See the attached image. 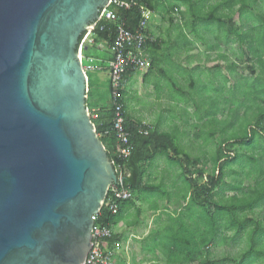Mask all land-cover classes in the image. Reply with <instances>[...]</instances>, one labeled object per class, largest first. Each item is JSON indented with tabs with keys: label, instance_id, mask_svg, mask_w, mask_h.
<instances>
[{
	"label": "water",
	"instance_id": "95a60500",
	"mask_svg": "<svg viewBox=\"0 0 264 264\" xmlns=\"http://www.w3.org/2000/svg\"><path fill=\"white\" fill-rule=\"evenodd\" d=\"M108 2L0 0V264H82L89 252L117 176L78 51Z\"/></svg>",
	"mask_w": 264,
	"mask_h": 264
},
{
	"label": "rangeland",
	"instance_id": "374dc122",
	"mask_svg": "<svg viewBox=\"0 0 264 264\" xmlns=\"http://www.w3.org/2000/svg\"><path fill=\"white\" fill-rule=\"evenodd\" d=\"M170 5L178 9L180 18L173 12L171 14L165 12ZM244 5L245 8L239 14V2L235 3L232 12L229 13V0H190V2L161 0L149 14L148 29L152 38L159 33L158 38L165 40L166 47L156 52L158 60L153 72L147 77L144 76L146 73L136 72L125 84L128 118L169 134L181 152L193 159H199L200 162L195 169L202 171L204 176L214 172L217 148L222 141L244 134L247 136L241 141V145L237 141L232 143L231 152L239 155L240 161L232 162L225 168L223 183L221 187L214 190L216 198L231 197L233 194H239V190L252 189L255 182L264 177V175L256 177L254 172L257 162L260 167H264V130L261 135L260 130L263 127L258 123V114L264 108V69H259L245 46L239 45L235 40L225 42L223 33L217 29L215 23L208 24L207 27L199 22L193 24L194 21L188 10L199 8L200 14H208L216 7V16L231 15L236 27L239 28L242 25L241 28L247 32L250 24L255 22L252 27L256 26L257 38L261 41L264 38V27L259 26L260 23L256 17L264 15V0H244ZM224 27L228 30L229 24L225 22ZM193 28L199 31L202 38L195 35ZM179 31H185L188 35L185 41L183 34ZM227 38L235 39L229 33ZM211 45L215 47L210 49ZM86 46L89 49L83 54L97 56L96 45L91 46L87 43ZM176 48L179 54L186 57L187 69H189L188 66L194 65L188 71L186 69L179 71L182 75L185 74V81L177 80L178 86L183 88L184 84L187 96L190 95L185 105V112L183 108L176 106L170 108L167 97L164 95V86L170 85L169 71L171 68L166 56L175 54ZM219 53L224 54L225 59L219 56ZM228 64L235 65L234 72H229L226 67ZM249 67H253L254 73L257 71L256 74L253 75ZM102 72V70L87 72L90 80L95 77L101 87L95 97L99 106L104 105L108 99L105 91L106 77L102 75ZM199 78L204 83L206 79V82L211 83L202 92ZM191 80L193 84L189 86ZM152 83L157 84L154 91L150 89ZM135 84H139L137 87H142L146 94L141 93L139 97L132 100L128 91L129 87ZM147 91H150V94ZM177 99L179 100L178 97ZM178 100L175 102L177 103ZM247 109L248 113H246ZM236 110L238 114L234 112ZM227 146L229 148V145ZM250 157L256 159V162L250 160ZM169 165L164 157L157 156L152 163L147 164L144 176V181L150 185L155 186L162 182L169 195L163 198L158 193L162 195L164 191L142 192L141 199L134 200V205L127 213L125 209L121 210L117 226H114L115 231L118 227H125L133 220L136 224L135 233L143 237L151 235L157 229L162 232V229L171 223L169 212L175 213L186 201L184 202L181 198L177 199V195L185 188L181 180L180 169L178 166ZM198 182L202 183V179ZM245 215L255 221H264V202L259 203L253 211H246ZM185 221L190 228L194 227L189 220L185 219ZM131 235L133 238H138L134 231ZM223 235L231 237L232 232H225ZM154 239V235H151L146 240L152 242ZM160 239V247L163 249V245L173 242L187 248V242L192 241L193 238L190 235L176 237L165 233ZM244 241V236L239 234L228 244L220 243L210 246V259L215 264H230L229 255H236L237 251L242 250L245 247ZM139 247L141 243L138 249ZM169 254L165 257L167 258ZM169 264H180V261L179 259L173 260ZM260 264L264 263L260 261Z\"/></svg>",
	"mask_w": 264,
	"mask_h": 264
},
{
	"label": "trees",
	"instance_id": "16d2710c",
	"mask_svg": "<svg viewBox=\"0 0 264 264\" xmlns=\"http://www.w3.org/2000/svg\"><path fill=\"white\" fill-rule=\"evenodd\" d=\"M141 1L145 3L151 11L154 10L157 3L161 2V0ZM184 1L190 2V0ZM236 2L240 3L239 14L242 13L245 8L244 0H229V13L232 12V7ZM199 10V8L188 10L190 17H192L194 21L193 24L199 22L207 27L208 24L212 25V23H215L217 29L223 33L222 35L225 38V42L235 40L239 45L242 44L245 46L248 53L251 55V58H253L258 64L259 69H264V38L261 39V41L257 38V28L256 26L252 27L255 22L250 24L247 32L241 28L242 25L239 28L236 27L231 15H223V17L216 16V7L213 8L214 13L209 12L208 14H200ZM117 12L125 20L127 28L133 30L140 18L137 9L134 7L130 9H118ZM165 12L167 14L173 12L174 15H179L178 9L173 5H170ZM263 16L264 15L261 14L256 17L258 18V22L260 23L259 26L261 27H264ZM169 18L171 19V15H169ZM225 22L229 24L228 30L224 29ZM112 31V25L108 23H98L94 30L96 42L108 44L112 38ZM192 31H195V29L193 28ZM228 33L229 35L234 36L235 39L227 38ZM186 36L187 35L183 34L184 41ZM198 37L202 38L199 35ZM151 46L159 48V41L155 39L152 42H148L146 49H150ZM214 47L215 45H211L210 49H213ZM105 52L107 51L98 49L96 53L97 56L95 57L84 54L82 65L92 64L103 68L105 62L109 59V57L104 59ZM219 56L224 59L226 57L224 54L220 53ZM226 67L229 69L230 73L235 70V65L233 64H228ZM249 69L253 75L256 74L257 71L254 73L255 69L253 67H249ZM131 73L134 74L131 71L125 73L124 78L127 74ZM225 79L227 80L226 77ZM245 79L246 78H244V80ZM87 80V98L85 102L90 114L91 122L95 126L96 133L103 143L114 169H120L122 172L123 187L129 190L132 195L130 199L117 202L118 210L116 214H110L105 211L104 208H101L97 222L111 228V226L118 220L121 212L120 210L123 209L125 205L134 204L133 200L141 199L142 192L158 193V191H164L162 195L160 193L159 195L162 197L169 195L162 182L153 186L144 181L147 164L152 163L157 156H162L170 165L179 167V172L182 176L181 180L185 188L183 192L177 195V199L181 198L184 202L186 201V203L175 213L169 212V220L171 223L166 228L162 229L161 234L163 237L166 233L176 237H179V235H190L193 238L192 241L187 242V248L182 247L181 244L176 242L168 243L169 245L166 246L171 250L172 254L170 261H177V259H179L180 264H193L194 262H196V264H215L209 256L210 246L218 245L220 243L228 244L237 235L242 234L245 239V247L242 248V250L237 251L236 255H229V263L260 264V261L264 263V221H255V219L249 218L245 215L246 211L251 212L259 203L264 202V177L257 180L252 189L245 191L239 190V194H233L231 197L221 196L216 198L214 192V190L221 187L223 183L225 176L224 171L227 165L235 161H240V158L238 157L239 155L231 152L230 147L232 143L237 141L241 145V141L247 138V136L244 134L242 136H235L232 139L222 141L217 148L216 168L214 169V172L204 176L202 171L195 169L200 162L199 159H193L187 154L181 152L176 147L169 134L160 132L156 127H149L146 124L128 118L126 115V89L124 87L119 91L118 98L124 112L125 130L130 134L129 144L131 149L129 156L123 158L116 152V140L112 129L113 106L110 100V86L108 85L107 102L102 106H99L96 103L98 110L91 111L89 109V102L92 98L90 90L91 80L88 76ZM192 84L193 81L191 80V85ZM209 85H211V83H209L208 86ZM238 110L234 112H237L238 114ZM248 112L247 109L246 113ZM230 114L231 113H229V115ZM258 115V123L263 127L260 130L262 135V130H264V108ZM227 145H229V148ZM251 159L256 162V159L250 157V160ZM254 172L256 177H260L264 175V167H260L257 162L255 164ZM199 179H202V183L198 182ZM108 195H110V193H108ZM185 219L189 220L194 227L190 228L189 224L186 225ZM229 231L232 232V236L225 237L223 234ZM114 240L112 234L110 238L105 240V243L113 244Z\"/></svg>",
	"mask_w": 264,
	"mask_h": 264
},
{
	"label": "built area",
	"instance_id": "2783aa9c",
	"mask_svg": "<svg viewBox=\"0 0 264 264\" xmlns=\"http://www.w3.org/2000/svg\"><path fill=\"white\" fill-rule=\"evenodd\" d=\"M136 8L140 18L133 30L127 28L125 20L118 14V9ZM151 10L141 0H109L99 14L98 19L93 23L90 30L80 41L79 58H84V52L89 48L86 46L96 45L94 30L98 23H108L113 27L111 41L105 43L109 59L105 66L98 67L92 64L82 65L87 76V72L94 70H104L107 73L110 86V100L113 106L112 129L116 140V152L123 158L130 154V134L124 127V112L119 103L118 93L125 87L126 80L124 74L129 71L144 73L149 67V61L144 56L146 45L154 39L148 34V21ZM116 181L113 182L107 192L102 205L105 211L110 214L117 213V202L127 200L132 197L129 190L122 184V172L116 169ZM110 193V195H108ZM100 211L92 217L91 246L82 264H114L112 252L104 248L105 240L113 234L109 226L97 222Z\"/></svg>",
	"mask_w": 264,
	"mask_h": 264
},
{
	"label": "crops",
	"instance_id": "0c3cea01",
	"mask_svg": "<svg viewBox=\"0 0 264 264\" xmlns=\"http://www.w3.org/2000/svg\"><path fill=\"white\" fill-rule=\"evenodd\" d=\"M152 12V11H151ZM148 28V27H147ZM148 30V34H149V29ZM182 32L184 35H187L185 33V31H179ZM196 33V35L198 36H202L198 30L195 29L194 31ZM159 34V33H158ZM158 34L155 35V37L153 38L154 40L156 38H158ZM171 35V34H169ZM153 36V35H152ZM160 36V35H159ZM188 36V35H187ZM159 41V48H154V47H150V49H146L144 56L147 59V61H149V67L147 69V73L146 75H144L145 77H147L151 72H153V70H155L154 65L156 63V61L158 60L157 58V51H160L161 49H163V47H166V42L165 40H160L159 38L156 39ZM103 43H97L96 47L98 49H103L105 50L106 47L105 45H102ZM153 48V49H151ZM210 48V46H209ZM177 48L175 49V54H168L166 57H168V62H170V77H169V81H170V85H165L164 86V95H166L167 100L169 102V107L171 108L172 106H176L178 108H183L184 112H185V105L187 103V99L190 98V95L187 96L186 92H185V88H184V84H183V88L178 86V81L177 80H181V81H185L184 79V75H182V73H180V70L186 69L187 71L190 70V68H193L192 66H194L193 64L188 66L189 69H187L186 66V57L182 56V54H179V51H176ZM150 51V54H148V52ZM109 57V54L107 52H105L104 55V59H107ZM197 68V67H196ZM102 75H105L106 77V86H105V91L108 93V89H109V81H108V76L106 71L102 72ZM182 75V77H179L180 75ZM178 74V76H177ZM201 74V73H200ZM134 74H127L125 77L126 80V84L127 81L129 79V77H131ZM180 81V82H181ZM207 81V79H206ZM202 82L200 81L199 78V85H200V89L201 92L204 91L207 86H208V82ZM139 84H135L132 85L131 87H129V91H128V95L130 94L132 100H134V98L139 97L141 95V93H145L146 92L142 89V87H137ZM191 85V83L189 84V86ZM157 88V84L156 83H152L150 89H152L153 91L156 90ZM99 89H101V87L99 86V82L96 80V78H92L91 83H90V90L92 93V98L91 101L89 102V109L91 111H96L98 110V107L96 105V101H95V97L97 95V93L99 92ZM127 89V88H126ZM143 90V92H142ZM172 91V92H171ZM147 93L150 94V91ZM152 93V92H151ZM176 93H179V95H175ZM177 97L179 98V100L177 99ZM176 100L177 103L175 102ZM181 125V124H180ZM184 125V124H183ZM159 194V193H158ZM160 197H162L160 195ZM164 198V197H163ZM134 202V200H133ZM134 204H128L125 205V207L123 209H125L126 213L129 210V208L131 206H133ZM122 210V209H121ZM120 210V211H121ZM117 221L111 226L112 232H113V236H114V242L113 244H107L105 243L104 248L107 250H110L112 252V259L114 258V264H169L170 262V258H171V250L166 246L163 245V249L160 247L161 244V239L163 238V235L161 234V231H159V229H157V231H154L151 235H154V240L152 242H147L146 239H148L151 235H147V236H143L140 237L139 235H137L135 233L134 230V226L135 221L131 220L130 223H128L125 227H118V229L115 231L114 230V226H117ZM134 231V234L136 236H138V238H133V236L131 235V233ZM157 235V236H156ZM157 240V241H156ZM141 243V247L140 246ZM170 251V252H169ZM170 253L169 257H165L166 254ZM194 264V263H193Z\"/></svg>",
	"mask_w": 264,
	"mask_h": 264
}]
</instances>
